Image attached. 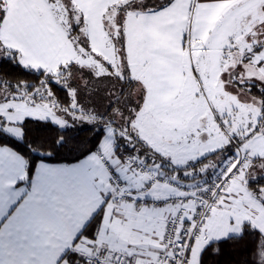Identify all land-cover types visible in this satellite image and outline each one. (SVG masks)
Segmentation results:
<instances>
[{
	"label": "crops",
	"instance_id": "1",
	"mask_svg": "<svg viewBox=\"0 0 264 264\" xmlns=\"http://www.w3.org/2000/svg\"><path fill=\"white\" fill-rule=\"evenodd\" d=\"M122 1L73 0L83 15L91 48L106 64L116 69L119 68L120 60L105 22L107 12H116L117 5ZM251 1L175 0L162 12L127 14L124 22L126 61L131 77L145 89L143 106L146 110L161 116L164 113L166 116L168 113L174 115L175 106L182 107L183 103L179 100L187 102L190 100L187 94H195L196 87L189 85H195V82L191 80L193 76L189 68L187 42L193 47L196 56L206 49L226 59V53L233 50L231 60L219 62L218 76L210 82L206 93L212 100H239L234 95L245 91L239 88L245 81L232 71L228 73L231 76L223 82L224 87H218L220 75L225 74L226 68L234 70L241 64L246 66L249 63L255 67L264 62V58L256 50L254 55L247 57V61H243L241 53L246 52V47L229 49L222 45L227 36L239 35L236 19ZM5 12L0 26V41L5 47L18 51L26 65L54 71L66 63L81 61L73 41L56 22L45 0H5ZM183 95L188 99H184ZM257 105L259 111H254L249 121L245 114L241 115V119L237 116L239 110L230 111L227 105H219L230 134L223 135L222 132L223 138L212 136L209 146L211 152L208 154L227 148L233 138H244V130L248 125L253 126L249 133L258 131L241 146L249 152L251 159L242 180L233 182L227 189L225 196L233 195L231 207L225 203L224 197L213 210L203 236L191 244V259L187 264H199L200 252L205 245L231 231L228 223L231 216H235L238 221L252 220L264 228V210L260 211L259 216L250 211L257 204L246 185L248 177L264 174L252 162L253 157H264L262 105ZM143 130L146 131L140 127L139 131ZM106 158L111 162L107 152ZM131 162H136L135 158ZM139 162L143 163L142 160ZM43 163L46 167L40 168L38 165L37 175L30 180L25 173L22 179L20 176L4 177L0 182V264H67L61 257L73 247L77 235L85 230L92 221L93 213L103 203L100 191L116 192L107 183L114 178L98 156L88 158V168L85 170L99 177L95 183L78 178L79 172L71 167L77 162ZM256 165H260V161H256ZM113 166L122 178H127L128 183L116 193L105 210L103 224L98 232L95 230V242L85 235L74 250L85 256L94 253L92 248L108 247L124 256L132 255L133 264H162L160 259L165 253V227L174 212V206L166 200L190 192L200 178L185 181L177 175L166 173L158 165H147L146 171L138 169L135 175L128 174L126 167L120 165L119 161H114ZM17 180L20 182L17 183ZM149 183L151 188L147 187ZM130 189H135L140 197H150L154 202L140 205L138 211L134 201L132 204L126 199L117 201L124 191L132 196ZM114 211L120 213V218L113 215ZM124 217L127 218L126 222Z\"/></svg>",
	"mask_w": 264,
	"mask_h": 264
},
{
	"label": "trees",
	"instance_id": "2",
	"mask_svg": "<svg viewBox=\"0 0 264 264\" xmlns=\"http://www.w3.org/2000/svg\"><path fill=\"white\" fill-rule=\"evenodd\" d=\"M48 1L57 19L65 27L69 37L79 49L83 59L87 61L93 58L101 62L108 72L98 74L92 69L93 65L90 68L83 65L82 62H70L61 65L56 73L36 70L32 67L25 66L20 54L13 49L5 47L0 41V82L8 87L0 89V95L16 92V88L13 85H24L20 90L21 95H24L27 91H38L39 93L36 97L38 99H42L43 97L42 100H48L50 98L51 100H58L61 104L67 105L71 103L69 90L74 88L79 104L87 109H95L96 113L105 119L117 117L118 122L122 119L120 109L125 104H132L134 107L141 108L145 100V89L138 81L131 77V72L126 61V53L123 46V42L125 41L124 20L127 14L131 12L160 10L168 4V0H123L117 5L115 15L112 16L114 25L109 27L108 20L106 19L105 23L109 38L113 41L120 60V70L117 74L115 73L116 68L106 64L102 57L91 48L85 31L83 15L73 0H59L60 4L56 0ZM0 10L5 12V3L0 4ZM108 14L109 11L107 12ZM129 72L130 79L128 78ZM121 74L125 76L123 80L118 78ZM97 76L99 79L96 78ZM121 92H123V95H121ZM106 93L115 94L121 99L122 103L113 112L112 104L109 102L110 97ZM250 93L261 101L262 121L264 120V89L254 85ZM25 98L29 99V96H25ZM99 123V121L88 123L77 122L73 126L61 129L51 122L30 119L24 123L25 136L23 141H18L17 143H21V146L26 148L34 145L33 151L40 152L42 155L50 154L51 161L45 162L76 163L75 158L77 156L82 157L89 151H95L92 141L96 139L97 132L101 130ZM134 128L137 130L135 122ZM256 132H251L244 138H233L227 148L205 155L187 168L176 167L162 154L159 153L157 155L158 152L143 138L145 144L148 145L151 151L146 145L139 143L135 145V151L142 155L145 160L152 161V164H155H150L151 166L158 165L166 173L177 175L180 179L189 181L211 175L225 160L228 154H232L237 146H242L248 142ZM138 134L140 135L139 132ZM58 135L64 136L65 144L54 149L53 141ZM8 139L11 138L0 135V143L6 142ZM117 148L121 155L131 156L134 146L127 141H122V138H118ZM141 160L143 161L142 158ZM205 167H208L206 171L200 173L199 170ZM186 171H189V175L186 174ZM31 178L32 176L27 174V179L30 180ZM248 178L249 180L252 179L251 177ZM250 184L252 186L264 184V176L259 175L255 181H250ZM98 223L99 219L92 220L91 226L85 228V235H92L97 229ZM254 240V234L246 233L242 239L229 238L214 242L205 250L202 257V264H252ZM199 264H201V258Z\"/></svg>",
	"mask_w": 264,
	"mask_h": 264
},
{
	"label": "snow or ice",
	"instance_id": "3",
	"mask_svg": "<svg viewBox=\"0 0 264 264\" xmlns=\"http://www.w3.org/2000/svg\"><path fill=\"white\" fill-rule=\"evenodd\" d=\"M174 2L175 0H168V4H166L164 8L160 9L159 11L162 12L166 10ZM4 3L5 0H0V4ZM4 15H6V12L0 10V23L3 22ZM123 46L126 53V39L123 42ZM5 59L9 60L8 58ZM96 78L99 79L98 76ZM118 78L123 80L125 76L124 74H121V76ZM128 78H131L130 72ZM13 87L16 88V92L0 95V135L11 138L6 142L0 143V182L3 181L4 177L14 178L16 176H20L22 179L23 174L25 173L35 176L37 175L38 165L40 168H45L46 165L43 162L51 161L50 154L42 155L40 152L33 151V148L35 147L34 145L26 148L22 147L21 143H17L18 141L22 142L25 136L24 123L26 120L39 119L44 122H51L61 129L73 126L77 122L88 123L99 121L101 130L97 132L96 139L92 141L95 151H89L82 157L77 156L75 158L77 163L71 166L74 170L79 172L78 178L91 180L95 183L99 180V177L90 175L89 172H86L85 170L88 168V158L98 156L102 159L103 164L111 172L112 177L114 178L109 179L107 183L112 185V188H114L116 192L114 193L111 190L100 191V197L102 198L103 203L100 204V207L93 213L91 218L92 220L99 219V225L96 231L98 232L100 226L103 224V214L105 213L109 203L113 200V197L116 195V193L120 192L121 188H124L128 183L127 178H122L121 174L117 171V168L113 166V162L119 161L120 165H124L126 167L127 173L130 175H135L136 170L138 169L143 171L147 165H155L152 164V161L145 160L142 155L135 151V145L137 143L146 145L141 135L138 134V130L134 128L136 114L140 111V108L134 107L132 104H125L124 107L120 109L122 119H120V122H118L117 117L105 119L103 116L97 114L95 109H87L83 105L79 104L76 99L77 94L74 88L69 90L71 103L65 105L61 104L58 100H51L50 98L48 100L38 99L36 98L38 94L34 93L33 91H27L24 95H21L20 90L22 87H24V85H13ZM2 88L8 87L4 86L2 82H0V89ZM106 94L110 97L109 102L112 104L113 112L117 109V106L122 103L121 99L115 94ZM121 95H123V92H121ZM25 96H29V100L26 101ZM125 113H127V115H125ZM118 138H122V141H127L133 144L134 148L131 156L122 158L118 154ZM64 144V136L58 135L53 141V148H59ZM146 146L151 151L148 145ZM106 152L111 156V162L108 158H106ZM157 155H159V153H157ZM233 156H237V159L239 158L237 153H234ZM133 158H135L136 162H131ZM141 158L143 159L142 164L139 162ZM256 161H260V165H256ZM247 162L248 157L246 156L245 160L241 161L233 169L232 174H239L241 168ZM252 162L254 166L259 167L260 170L264 172V157H253ZM49 166L54 167V165ZM257 178L258 176L253 175L251 180H246V185L252 195V198L257 204V207L251 208L250 211H252L256 216H259L260 211L264 210V184H257L255 186L250 184V181H255ZM16 182L19 183L20 181L17 180ZM117 184H119V187H117ZM147 187L151 188V183H149ZM130 191L132 192V196H127V194H125L122 197H117V201L120 199H126L129 204H132L134 201L138 211L140 205L154 202L150 197L138 196L135 189H130ZM232 198V194L225 196V203L228 204L229 208L231 207ZM220 207L223 208L224 205H220ZM113 215L117 218H120V213L118 212L114 211ZM123 219L126 222L127 218L124 217ZM185 223L190 222L186 220ZM228 223L231 231L216 237L214 241L210 240L208 244L205 245V247L201 250V264L205 250L208 249V247L214 242L227 240L229 238L242 239L246 233H252L255 235L252 251V264H264V228L257 226L252 220L249 219L238 221L235 216L229 217ZM90 226L91 221L86 227ZM85 231L86 229L82 230L77 235L73 243V247L71 249H67L65 255L61 257L62 260L67 261V264H123L125 260L127 261V264H133L132 255L124 256L118 251L113 252L112 249L108 247L92 248L93 252L95 253V255L92 257L84 256L79 251H75V246L76 244H79L80 238L85 236ZM96 232H94L92 235H87L86 238L92 242H95L97 238L95 235ZM193 243H195L194 240ZM89 247L91 248L92 245L90 244ZM189 259H191L190 255Z\"/></svg>",
	"mask_w": 264,
	"mask_h": 264
},
{
	"label": "rangeland",
	"instance_id": "4",
	"mask_svg": "<svg viewBox=\"0 0 264 264\" xmlns=\"http://www.w3.org/2000/svg\"><path fill=\"white\" fill-rule=\"evenodd\" d=\"M45 1L54 14L49 1ZM56 1L59 3V0ZM113 15H115V11L107 15L109 27L114 25V21H112ZM54 16L60 27L65 29L55 14ZM238 17L239 19H236L238 22L236 28L238 27L239 29V35L234 37L231 35L227 36L222 47L229 49L246 47V52L242 51L241 53V56H244L243 61H247V57L254 55L256 50L260 52L257 54L261 58H264V0H252L245 7L244 13H240ZM126 18L124 22L126 21ZM241 32H243V34ZM66 33L68 35L67 31ZM73 46L75 51L79 52V56H81L79 49L74 43ZM187 48L189 68L192 71L191 73L193 76L191 80L194 79L192 81L195 82V85L193 83H190L189 85L190 87H196L197 90H192L195 94H187V96L190 97V100L183 95L184 99H188V101L182 102L179 100L183 104L182 107L181 105L175 106L176 112L174 115L168 113L166 116V113H164V116H161L158 113L155 114L146 110L142 105L135 120V126L141 137L147 139L150 146L156 152L165 156L173 165L179 168H187L197 162L202 156L211 152L209 146L212 136L214 137L218 135L217 137L223 138L222 132H224L223 135H225V133L230 134L228 123L225 121V117L220 111L219 105H227V108L230 111L239 110L237 116H240L241 119V115L245 114L246 120L249 121L251 120V116H254V111H259L260 107L257 104L261 105V101L252 96L250 92L254 85L258 86V88L264 89V62L255 67L246 63V66L245 64H241L234 70L226 68L225 74L222 76L220 75L221 79L218 83V87H224L223 82L226 81V77L231 76L228 75V73L235 71L234 75H239V78L245 81V84H243L242 87H239L244 88L245 91L234 95V97L239 98V100L210 99V95L206 92L208 91L209 85H211L210 82L215 79V76H218L217 72L220 70L218 66L219 62L228 59L231 60L234 52L232 50L233 53H226V59H223L219 54L208 52L206 49L202 50L200 54L196 56V53L192 51L193 47L189 42H187ZM80 60L82 61V64L87 67L91 68V65H93L92 69L98 74L108 72L101 62H98L93 58L86 61L81 56ZM81 61L79 63H81ZM24 65L28 66L25 63ZM60 67L61 66L54 71L41 67L32 68L36 70H44L48 73H56ZM119 70L120 67L119 69H116L115 73L117 74ZM34 93L38 94L39 92L35 91ZM224 98L226 97L224 96ZM25 99L28 100V98ZM179 107L181 108L179 109ZM140 127L142 129L145 128L146 131L143 130L140 132ZM248 127L244 130L246 136L249 134V130L253 129V126L250 127V125H248ZM207 137L209 138L207 139ZM247 153L249 164L251 158L248 151ZM207 168L208 167L202 168L199 172L206 171ZM186 173H189V171H186Z\"/></svg>",
	"mask_w": 264,
	"mask_h": 264
},
{
	"label": "built area",
	"instance_id": "5",
	"mask_svg": "<svg viewBox=\"0 0 264 264\" xmlns=\"http://www.w3.org/2000/svg\"><path fill=\"white\" fill-rule=\"evenodd\" d=\"M234 153H237L238 159L237 156H233ZM246 156L248 157L247 151L237 146L211 175L200 178L190 192L187 191L166 200L169 205L174 206V212L165 227V253L160 259L162 264H187L193 240L203 236L213 210L223 201L230 185L242 180L248 162L243 165L239 174H232V171L237 164L245 160ZM100 160L102 161L101 158ZM146 170L147 168L143 171ZM125 194L130 196L124 191L121 197ZM186 220L190 223H185ZM94 255L95 253L85 256ZM123 264H127L126 260Z\"/></svg>",
	"mask_w": 264,
	"mask_h": 264
}]
</instances>
